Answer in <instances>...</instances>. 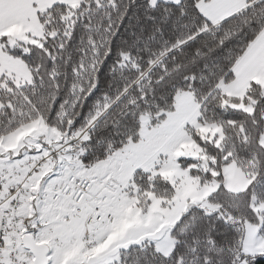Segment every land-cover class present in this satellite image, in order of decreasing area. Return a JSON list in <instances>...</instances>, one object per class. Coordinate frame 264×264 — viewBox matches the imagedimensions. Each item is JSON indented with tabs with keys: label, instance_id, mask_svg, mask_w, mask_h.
<instances>
[{
	"label": "snow or ice",
	"instance_id": "snow-or-ice-1",
	"mask_svg": "<svg viewBox=\"0 0 264 264\" xmlns=\"http://www.w3.org/2000/svg\"><path fill=\"white\" fill-rule=\"evenodd\" d=\"M260 48L264 0H0V264H264Z\"/></svg>",
	"mask_w": 264,
	"mask_h": 264
},
{
	"label": "rangeland",
	"instance_id": "rangeland-1",
	"mask_svg": "<svg viewBox=\"0 0 264 264\" xmlns=\"http://www.w3.org/2000/svg\"><path fill=\"white\" fill-rule=\"evenodd\" d=\"M257 54H255L253 60L250 62V64L244 65L241 69L242 72H248V71H260V70H264V48H261L257 50L256 52ZM253 79H255L256 77H252ZM248 87L247 84V80H245V83L243 84V86L241 88H239L236 92H234V94H239L242 96L243 91ZM181 103L183 104H187L186 101H181ZM186 151L191 152L192 148L189 147L186 149Z\"/></svg>",
	"mask_w": 264,
	"mask_h": 264
},
{
	"label": "trees",
	"instance_id": "trees-1",
	"mask_svg": "<svg viewBox=\"0 0 264 264\" xmlns=\"http://www.w3.org/2000/svg\"><path fill=\"white\" fill-rule=\"evenodd\" d=\"M76 47H78V45H73V49H75ZM76 55L75 51H74V56Z\"/></svg>",
	"mask_w": 264,
	"mask_h": 264
},
{
	"label": "crops",
	"instance_id": "crops-1",
	"mask_svg": "<svg viewBox=\"0 0 264 264\" xmlns=\"http://www.w3.org/2000/svg\"><path fill=\"white\" fill-rule=\"evenodd\" d=\"M261 50H262V48H261ZM257 54V53H256Z\"/></svg>",
	"mask_w": 264,
	"mask_h": 264
}]
</instances>
